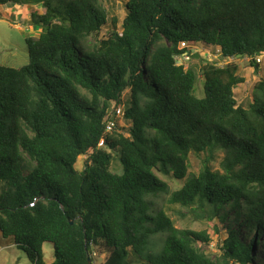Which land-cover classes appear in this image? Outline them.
Returning a JSON list of instances; mask_svg holds the SVG:
<instances>
[{
  "label": "trees",
  "instance_id": "trees-1",
  "mask_svg": "<svg viewBox=\"0 0 264 264\" xmlns=\"http://www.w3.org/2000/svg\"><path fill=\"white\" fill-rule=\"evenodd\" d=\"M0 5L45 8L32 14L41 33L26 39L28 65H0L4 239L33 264H47L45 243L54 246L52 264H95L93 247H105L102 264H134L132 256L142 264H264V80L246 110L234 93L245 83L238 65L204 66L199 99L196 71L181 64L203 45L258 69L264 0H129L121 25L109 24L102 0ZM109 25L107 38L91 42ZM118 108L130 127L120 126ZM192 153L204 154L198 175H189ZM219 155L222 172L212 167ZM115 160L122 174L112 171ZM160 175L188 179L170 193ZM168 195L223 223L220 257L199 246L206 233L177 229L159 209Z\"/></svg>",
  "mask_w": 264,
  "mask_h": 264
},
{
  "label": "rangeland",
  "instance_id": "rangeland-1",
  "mask_svg": "<svg viewBox=\"0 0 264 264\" xmlns=\"http://www.w3.org/2000/svg\"><path fill=\"white\" fill-rule=\"evenodd\" d=\"M129 0H102V4L109 16V24L112 25V21H116L118 24H122L126 17V3ZM27 8V7H26ZM30 9V10H29ZM23 6L7 5L4 8H0V65L4 67L19 69L29 63V53L26 44L27 38H34L39 36L41 31L36 26L32 25V14L42 15L45 13V8L40 5L36 7H28L24 14ZM28 20V22H27ZM33 27H32V26ZM106 26L103 30L91 39V42L95 40H101L108 37L111 26ZM192 47V46H190ZM198 57H193L189 60L185 68H192L196 71L198 76V82L196 84L195 95L199 99L205 98L204 90V78L202 75V68L206 65L216 63L217 67H225L233 63L240 68V76L245 79V83L238 86L235 90V98L238 105L246 110H250L255 95L256 85L264 80V57L257 59L259 63L258 69L254 68L250 64L249 59H224L221 57V53L218 49L212 47H206L198 45L192 47ZM114 109V108H113ZM118 122L121 127H130V122L127 121L124 116L119 117ZM204 154L196 155L192 153L190 156V168L189 175H198L202 167V160ZM223 155L217 157V161L212 164L214 171H221V162ZM86 157H81L78 160L76 169L83 171L85 169ZM123 165L120 161L115 160L113 162L112 171L117 174H122ZM222 172V171H221ZM160 178L167 182L170 188V193H173L181 189L188 178L184 180H177L171 177H164L160 175ZM171 195L165 196L159 201V209H162L167 217H169L174 223L177 229H190L195 232L206 233L209 242H199V246L213 258L220 257L222 254L223 242L227 239V233L224 229L223 223L220 220L215 219L210 222L204 213L197 208V205L193 207H184L179 204H173L170 202ZM218 227V230H216ZM163 238L161 235L152 238V245L160 249ZM247 241H249L247 239ZM45 255V262L52 264L55 261L54 246L51 243H45L43 246ZM92 251L95 252V264H102L107 258V252L105 247L98 248L93 247ZM130 262L134 264L144 263L140 259L132 256ZM258 263V261H257ZM0 264H33L29 259L27 252L20 249L15 241L10 239H4L0 233ZM262 264V263H260Z\"/></svg>",
  "mask_w": 264,
  "mask_h": 264
},
{
  "label": "built area",
  "instance_id": "built-area-1",
  "mask_svg": "<svg viewBox=\"0 0 264 264\" xmlns=\"http://www.w3.org/2000/svg\"><path fill=\"white\" fill-rule=\"evenodd\" d=\"M187 47H189V46H187L185 43H183V44H181V47H180V48H181V49H185V48H187ZM219 52H220V51H219ZM184 57H185V61H189L190 58H191V56H190L189 54H185ZM116 113H117V117H118V118L124 116V113H123V109H122V108H118V109L116 110ZM114 127H115V124H114V123H110V124L108 125L107 131H108V132H111V131L113 130ZM99 146H100V147H104V146H105V141H104V139L101 140Z\"/></svg>",
  "mask_w": 264,
  "mask_h": 264
},
{
  "label": "crops",
  "instance_id": "crops-1",
  "mask_svg": "<svg viewBox=\"0 0 264 264\" xmlns=\"http://www.w3.org/2000/svg\"><path fill=\"white\" fill-rule=\"evenodd\" d=\"M4 7H6V6H1V5H0V8H4ZM26 7H27V6L24 7V9H25V10H24V14H26L25 11L28 9V7H27V8H26ZM34 7H36V6H34ZM32 8H33V7H32ZM29 10H30V9H29ZM33 14H34V13H33ZM27 22H28V20H27ZM31 23H32V21H31ZM32 25H33V24H32ZM32 25H31V26H32ZM32 27H33V26H32ZM36 37H38V36H36Z\"/></svg>",
  "mask_w": 264,
  "mask_h": 264
},
{
  "label": "water",
  "instance_id": "water-1",
  "mask_svg": "<svg viewBox=\"0 0 264 264\" xmlns=\"http://www.w3.org/2000/svg\"><path fill=\"white\" fill-rule=\"evenodd\" d=\"M70 224L73 225L74 222H70ZM88 263H89V264H92V260H91L90 258L88 259Z\"/></svg>",
  "mask_w": 264,
  "mask_h": 264
},
{
  "label": "clouds",
  "instance_id": "clouds-1",
  "mask_svg": "<svg viewBox=\"0 0 264 264\" xmlns=\"http://www.w3.org/2000/svg\"><path fill=\"white\" fill-rule=\"evenodd\" d=\"M181 47V46H180ZM190 60H191V58H190Z\"/></svg>",
  "mask_w": 264,
  "mask_h": 264
}]
</instances>
